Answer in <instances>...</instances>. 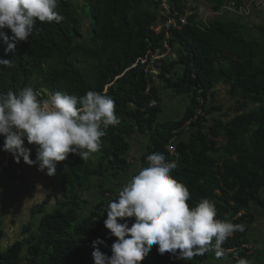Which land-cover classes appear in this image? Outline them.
Listing matches in <instances>:
<instances>
[{"label":"trees","instance_id":"1","mask_svg":"<svg viewBox=\"0 0 264 264\" xmlns=\"http://www.w3.org/2000/svg\"><path fill=\"white\" fill-rule=\"evenodd\" d=\"M162 1L58 0L61 22L37 21L14 52L6 53L0 42V58L13 63L0 66V93L30 86L44 100L57 91L82 96L93 90L115 101L119 118L104 130L96 165L75 154L62 161L64 198L51 212H40L38 232L0 253V264H93L97 237L105 239L99 247L110 256L115 238H107L103 221L107 200L117 199L122 189L109 185L148 167L152 153L176 162L171 175L188 187L190 207L207 198L216 219L245 226L222 244L225 256L248 243L253 207H264V10L205 20L198 14L202 7L219 12L230 0H200L203 6L194 9L189 0H166L176 17L193 11L188 25L168 37L165 30L154 31L164 22ZM234 1L244 6L256 0ZM166 42L179 54L151 62L152 52L170 54ZM222 90L231 106L217 103ZM166 91L188 99L176 120L162 119ZM136 140L142 147L137 170L131 156ZM91 186L99 196L90 206ZM156 248L149 252L155 263H169ZM246 253L240 250V258Z\"/></svg>","mask_w":264,"mask_h":264},{"label":"clouds","instance_id":"2","mask_svg":"<svg viewBox=\"0 0 264 264\" xmlns=\"http://www.w3.org/2000/svg\"><path fill=\"white\" fill-rule=\"evenodd\" d=\"M162 2L168 6L166 0ZM230 2L235 3L236 10L249 3L238 6L234 0ZM229 3L219 12L206 10L202 18L237 16L235 8L228 9ZM189 4L190 9L198 5L197 0H189L187 6ZM57 9L58 0H0V42L6 46L5 52H14L20 42L28 41L37 21L61 22L64 17ZM192 13L188 10L184 16ZM163 23L154 31L164 30ZM5 29H9L11 35ZM172 31L166 35L170 37ZM169 51L168 55L160 50L151 55L162 60L171 55V47ZM0 66L13 67L12 59L0 58ZM153 71L156 73L155 69ZM118 123L115 101L93 90L82 96L57 91L44 100L30 86L18 92L0 93V137L3 138L0 151L9 153L17 164L22 160L29 166L35 165L38 172L49 177L55 176L57 165L69 154L81 160L90 158L100 149L104 130ZM33 148L35 160L30 158ZM146 159L148 167L124 184L118 198L107 205L103 223L108 230L107 238L115 239L110 256L99 247L106 246L105 239L97 237L92 241L94 264H141L154 245L159 255L169 253L183 261L210 251L217 258L222 257V244L233 233L243 232L245 226L216 219L215 204L207 198L190 207L188 187L171 175L176 162L166 161L163 153L149 154ZM237 264L251 262L240 258Z\"/></svg>","mask_w":264,"mask_h":264},{"label":"crops","instance_id":"3","mask_svg":"<svg viewBox=\"0 0 264 264\" xmlns=\"http://www.w3.org/2000/svg\"><path fill=\"white\" fill-rule=\"evenodd\" d=\"M197 3H200V0H197ZM200 5L202 7L203 4L200 3ZM178 54L179 52L172 50L171 56L176 58ZM222 91L220 94H222ZM223 93L225 92L223 91ZM223 98L225 97L221 95L220 100L218 98L217 102L225 104V102L222 103ZM186 100L188 102L187 98ZM180 116L176 115L175 118ZM162 119L167 120L168 117L163 116ZM141 148L139 141H134L131 156L132 159H136L134 162L136 170L139 167L140 160H142ZM30 158L35 160L34 148ZM10 159V169L0 176V253L7 252L16 242H23L29 235L38 232L42 215L40 212H51L56 208L58 202L64 198L61 178L64 171H66V166L63 162H59L57 165L55 176L49 177L38 172L35 165L29 166L23 163L22 160L17 164L12 156H10ZM129 180V174H124L121 176L120 181L110 183L109 188L118 191ZM98 196V190L92 187L86 193V197L90 199L88 204L91 206ZM110 200L112 199L109 198L107 201ZM87 212L88 209H83L81 214L86 215ZM251 220L252 223L246 233V238L247 245L252 246V250L243 255V258L250 261L251 264H264V207L254 206ZM26 227H30V230L25 231ZM175 261L176 264H237V260L230 256L223 255L217 258L213 251L194 256L190 261L177 258H175ZM141 264L156 263L149 253Z\"/></svg>","mask_w":264,"mask_h":264},{"label":"built area","instance_id":"4","mask_svg":"<svg viewBox=\"0 0 264 264\" xmlns=\"http://www.w3.org/2000/svg\"><path fill=\"white\" fill-rule=\"evenodd\" d=\"M188 6H191L190 4ZM164 7V11L162 13L163 17L165 18V21L163 23V29L166 32H169L171 30H177V31H181L182 28L188 24L187 18L186 17H177L174 16L176 14H171L168 6L166 4H163ZM238 13V11H246V12H250V11H255L256 9H262L264 10V0H256V1H250L249 3H246V5L244 7H241L239 10H236V6L235 3L230 2L228 9L229 10H234ZM190 13H188L187 15H189ZM165 47H167V44L165 43ZM151 62L160 59V57L151 55ZM142 64L146 63L147 59L142 60ZM188 124H186L187 126ZM1 140H3V138L1 137ZM10 154L7 152H1L0 153V175L2 173H4L5 171L10 169L11 166V159H10ZM233 234L231 236H229L228 238H232ZM157 249V248H156ZM240 250L242 251H251L252 250V246H249L247 244L243 245V247L241 248H234V249H228L226 250L227 254H230L231 257L235 260L240 259ZM165 258H167L169 260V263L172 262L175 258V256H173L172 254L169 253H165L164 255ZM94 264V262H93Z\"/></svg>","mask_w":264,"mask_h":264},{"label":"rangeland","instance_id":"5","mask_svg":"<svg viewBox=\"0 0 264 264\" xmlns=\"http://www.w3.org/2000/svg\"><path fill=\"white\" fill-rule=\"evenodd\" d=\"M192 7H194V5H192ZM201 7V6H200ZM207 9H202L201 11L198 12V14L201 16L204 15L205 11ZM182 17H186L188 18V16H182ZM213 17V16H211ZM253 21L254 22H260V18L257 17V18H253ZM85 30V29H84ZM85 32V31H84ZM143 61H141L142 63ZM180 70V69H179ZM166 95H169V97H167V100L163 103V115L162 116H166L168 117L169 120H176L178 118H175L176 115H182L188 102L186 100V97L185 96H174L172 91H166L165 92V96ZM221 95H223L225 98H223L224 100H222V103L225 102V104L227 106H231L233 102H230V100L227 97V94L223 93L222 94H218L217 97L221 98ZM218 104H220V102H217ZM232 111V109H231ZM174 148L171 149V151H174L173 150ZM89 163L93 164V165H96L99 161V153L98 151L96 153H93L90 158L87 159ZM68 173V171H67Z\"/></svg>","mask_w":264,"mask_h":264},{"label":"bare ground","instance_id":"6","mask_svg":"<svg viewBox=\"0 0 264 264\" xmlns=\"http://www.w3.org/2000/svg\"><path fill=\"white\" fill-rule=\"evenodd\" d=\"M168 48V50H169V46H167V47H164V49H167Z\"/></svg>","mask_w":264,"mask_h":264}]
</instances>
